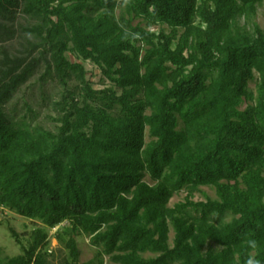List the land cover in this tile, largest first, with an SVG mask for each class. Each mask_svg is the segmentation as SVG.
Segmentation results:
<instances>
[{
    "label": "trees",
    "instance_id": "16d2710c",
    "mask_svg": "<svg viewBox=\"0 0 264 264\" xmlns=\"http://www.w3.org/2000/svg\"><path fill=\"white\" fill-rule=\"evenodd\" d=\"M263 4L0 0V206L67 223L58 264H81V235L85 264H264V31L247 27ZM42 69L52 126L13 104ZM201 187L217 198L194 201ZM10 232L22 253L0 246V264H56L47 229Z\"/></svg>",
    "mask_w": 264,
    "mask_h": 264
},
{
    "label": "rangeland",
    "instance_id": "374dc122",
    "mask_svg": "<svg viewBox=\"0 0 264 264\" xmlns=\"http://www.w3.org/2000/svg\"><path fill=\"white\" fill-rule=\"evenodd\" d=\"M120 11H118L119 14ZM139 20H136L134 24L136 25ZM240 24H245V20L243 18L240 19ZM254 24L261 27V29L264 31V4L258 7L257 14L255 19L248 23V30L253 32ZM167 32L170 31V29L165 26L164 27ZM153 31L159 32L160 27L155 26L152 28ZM69 58L73 62H82L78 61L73 55L69 54ZM85 65V68L88 71V79L92 82L95 89L100 90L104 89L106 87L111 86V82L107 79H104L101 70L92 64L91 62H82ZM44 73V70L42 69L41 72H39L30 82L25 85L22 90L18 93V95L13 100V104L17 105L20 113L22 114V107L25 101L31 102L34 106V109L39 111V117L38 121L47 124L48 126H52V124L48 121L46 118L48 115H54L52 109H51V100L58 98V93L60 91V87L55 82H49L44 86V91H46L49 95L50 100H47V102L43 104L41 100V80L40 77ZM75 83L71 84V87H75ZM249 88L252 90L256 89V82H251L249 84ZM249 103L243 104L241 107L242 110L246 109ZM149 141V139H147ZM187 196L186 191H182L178 194H176L171 202L170 207H173L175 204L179 202H184L185 198ZM206 196H209L213 199H216V191L212 187H201V192L197 193L194 197V201H205ZM67 223H64L60 226H58L55 229H49L46 228L40 221L38 220H31L23 218L7 209H3L0 206V246L3 248V256L13 257L17 256L22 253L21 247L18 245V243L15 241V239L12 237L10 229L13 228L17 231V233L20 235V239L24 243V245H28L29 240L31 239V236L36 229L44 228L47 229L50 236V252H53L55 254V263L58 264L59 260L65 256H67V250L60 244V242L57 240L56 236L57 233L62 232L65 227L67 226ZM171 243L174 238V233L171 232ZM79 248L81 250V264H85L92 260L97 252V249L90 245V240L85 235H81L77 238Z\"/></svg>",
    "mask_w": 264,
    "mask_h": 264
},
{
    "label": "clouds",
    "instance_id": "9594fccd",
    "mask_svg": "<svg viewBox=\"0 0 264 264\" xmlns=\"http://www.w3.org/2000/svg\"><path fill=\"white\" fill-rule=\"evenodd\" d=\"M249 264H253V262L252 261H249Z\"/></svg>",
    "mask_w": 264,
    "mask_h": 264
}]
</instances>
